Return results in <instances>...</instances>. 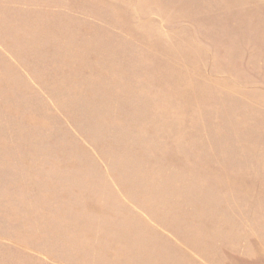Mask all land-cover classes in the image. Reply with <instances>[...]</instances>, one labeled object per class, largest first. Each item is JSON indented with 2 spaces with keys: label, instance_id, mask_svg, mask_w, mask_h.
I'll return each instance as SVG.
<instances>
[{
  "label": "rangeland",
  "instance_id": "rangeland-1",
  "mask_svg": "<svg viewBox=\"0 0 264 264\" xmlns=\"http://www.w3.org/2000/svg\"><path fill=\"white\" fill-rule=\"evenodd\" d=\"M60 4L67 18L0 40V264H120L150 233L122 198L176 204L248 251L264 228V0Z\"/></svg>",
  "mask_w": 264,
  "mask_h": 264
},
{
  "label": "crops",
  "instance_id": "crops-1",
  "mask_svg": "<svg viewBox=\"0 0 264 264\" xmlns=\"http://www.w3.org/2000/svg\"><path fill=\"white\" fill-rule=\"evenodd\" d=\"M68 0H1L0 9L6 8V16L14 12V19L4 17L0 20V40H8L9 33L15 31H29L40 26L43 30L49 25L45 16L49 13L64 16L70 13L69 8H64L60 3ZM56 5V6H54ZM44 16L41 18V16ZM6 35V38L2 37ZM146 199L159 201L154 204L143 203V199L122 198L127 207L130 224L142 228L143 232H150L145 241L132 238L130 245L121 246L119 253L126 251V256L119 257L120 264H238L236 257L246 256V264H264V228L255 236L246 232L243 244L248 251L240 249L228 251L223 245L217 225H208L205 217L192 214L183 215L174 205V208L163 207V199ZM140 200V202H139ZM155 206L149 208L148 206ZM158 213V216H156ZM148 223V224H147ZM243 259L239 264L243 263Z\"/></svg>",
  "mask_w": 264,
  "mask_h": 264
}]
</instances>
